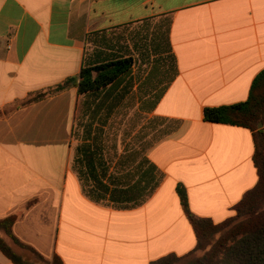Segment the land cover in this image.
<instances>
[{"label":"crops","instance_id":"obj_1","mask_svg":"<svg viewBox=\"0 0 264 264\" xmlns=\"http://www.w3.org/2000/svg\"><path fill=\"white\" fill-rule=\"evenodd\" d=\"M125 58L116 91L72 87L5 114ZM262 70L264 0H0V219L16 215L14 236L62 264L188 254L197 239L177 187L217 224L258 181L253 132L204 109L245 102ZM158 122L162 136L142 144ZM0 264L14 263L0 251Z\"/></svg>","mask_w":264,"mask_h":264},{"label":"trees","instance_id":"obj_2","mask_svg":"<svg viewBox=\"0 0 264 264\" xmlns=\"http://www.w3.org/2000/svg\"><path fill=\"white\" fill-rule=\"evenodd\" d=\"M132 64L131 58H125L86 66L78 77L67 78L53 87L32 92L25 99L15 101L6 108L5 114L72 87H77L79 93L86 97L96 96L104 91L106 94L116 91L120 82L130 74ZM127 87H124V91H129ZM113 107L112 104L111 109ZM2 116L4 114L0 111V118ZM204 120L243 127L253 132V161L258 174L257 184L234 206V215L217 224L191 212L186 190L179 185L177 194L196 235V247L184 256L170 254L150 264H264V70L255 77L245 102L206 107ZM260 124L263 126L261 129ZM16 220V215L0 219V251L7 258L14 264H62L59 257L55 256L48 261L34 248L15 237L12 229Z\"/></svg>","mask_w":264,"mask_h":264},{"label":"rangeland","instance_id":"obj_3","mask_svg":"<svg viewBox=\"0 0 264 264\" xmlns=\"http://www.w3.org/2000/svg\"><path fill=\"white\" fill-rule=\"evenodd\" d=\"M127 112H128V110H127ZM122 122V121H121ZM123 123V122H122ZM145 123V122H144ZM134 121L133 122H128V121H126V122H124V124H123V129H122V131H120V132H118V131H113L114 132V134L116 135V138H117V141L120 139V140H126L127 142H128V139H129V137L130 136H127V138L125 137L126 135H125V128H128L129 126L132 128L134 125ZM125 125V126H124ZM132 125V126H131ZM152 125V129L153 128H155V126H156V128L158 129V130H152V135H151V137L148 139V138H146V135H144V137H143V139H144V141H143V143L142 144H144V145H146L147 143H151L152 141H155L157 138H159V137H161L162 136V130H164V128H166V126L165 125H163L162 123H157L156 125H155V123L154 124H151ZM146 126H147V128H148V125H144V129H143V132H147V130H146ZM119 130V129H118ZM113 132H112V134H113ZM133 133H134V129H133ZM139 133L141 134V132L140 131H138V134L136 135V136H138L139 135ZM134 136V135H133ZM137 138H139V137H137ZM116 140V139H115ZM130 142V144H132V143H134V138L131 140V141H129ZM138 140H137V145H138Z\"/></svg>","mask_w":264,"mask_h":264},{"label":"water","instance_id":"obj_4","mask_svg":"<svg viewBox=\"0 0 264 264\" xmlns=\"http://www.w3.org/2000/svg\"><path fill=\"white\" fill-rule=\"evenodd\" d=\"M262 127H263V126L260 124V125H259V129H261Z\"/></svg>","mask_w":264,"mask_h":264}]
</instances>
